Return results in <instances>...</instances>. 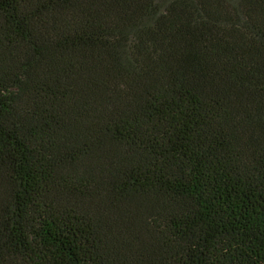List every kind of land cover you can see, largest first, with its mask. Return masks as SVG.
Returning <instances> with one entry per match:
<instances>
[{
    "label": "trees",
    "instance_id": "1",
    "mask_svg": "<svg viewBox=\"0 0 264 264\" xmlns=\"http://www.w3.org/2000/svg\"><path fill=\"white\" fill-rule=\"evenodd\" d=\"M0 264H264V0H0Z\"/></svg>",
    "mask_w": 264,
    "mask_h": 264
}]
</instances>
